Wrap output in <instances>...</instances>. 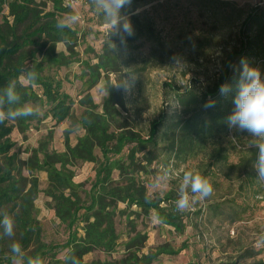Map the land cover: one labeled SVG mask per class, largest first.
<instances>
[{
  "label": "trees",
  "instance_id": "1",
  "mask_svg": "<svg viewBox=\"0 0 264 264\" xmlns=\"http://www.w3.org/2000/svg\"><path fill=\"white\" fill-rule=\"evenodd\" d=\"M86 2L100 25H105L91 0ZM66 4V0H0V90L9 81H17L22 103L49 107L45 115L51 117L54 126L69 121L63 132L64 151L50 148L48 140L41 141L28 159H23L16 150L12 134L17 130L25 135L39 115L0 124V211H7L15 221L12 238L4 236L0 229V264H27L28 257L38 254L45 264H73L76 256L80 264H161L163 255H176L185 247L175 250L169 243H163L145 251L150 239L148 232L139 231L134 224L131 234L122 240L117 218L121 211L127 214L128 209L143 216L158 214L161 225L184 233V214L176 210L173 192L152 195L144 177L151 173L154 162L165 160L170 167L175 158L187 161L215 139L217 146L210 152L211 165L224 173L230 163V152L221 141L229 135L225 118L234 107L241 61L255 67L254 61L264 60V15L251 13L247 17L240 45L227 54L225 69L214 83L201 86L193 80L182 87L177 81L163 82L160 88L163 103L177 107L173 111H169L170 107L163 109L144 134L129 118L126 96V72L143 73L148 67L146 62L130 70L124 59L125 51L134 47L141 31L134 13L135 0L122 9L134 34L126 36L123 42L118 36L110 35L108 39L107 35L100 50L90 48L93 59L83 61L87 79L79 100L83 107L80 115L74 111L76 100L64 89V81L51 74L53 69L81 59L80 31L75 27L63 31L56 28V20L69 11ZM60 44L63 49L58 48ZM26 66L35 67L39 73L33 85L20 79ZM100 83L105 92L102 104L91 93ZM221 84L229 85L226 94L219 91ZM210 98L214 107L205 108ZM76 124L84 134L73 144L71 135L79 128L70 129ZM48 138L53 139L52 132ZM255 158L253 150L243 172L253 169ZM83 163L95 165L90 189L85 182L75 179L76 167ZM231 167L235 169L238 165ZM41 171L48 177L44 189L37 175ZM41 193L48 197V207L68 230L64 242L44 240L36 205ZM146 194L151 202H146ZM121 204L126 205L125 210L120 209ZM127 219L130 221L129 215ZM13 241L22 245L24 258L13 257L10 251ZM95 251L107 255L122 251V254L120 258L87 261L86 256ZM261 253L245 249L237 257L216 264H264V258L256 260ZM250 258L255 260L248 263Z\"/></svg>",
  "mask_w": 264,
  "mask_h": 264
},
{
  "label": "rangeland",
  "instance_id": "2",
  "mask_svg": "<svg viewBox=\"0 0 264 264\" xmlns=\"http://www.w3.org/2000/svg\"><path fill=\"white\" fill-rule=\"evenodd\" d=\"M135 5L140 10L134 13L141 31L133 43L134 47L125 51L124 59L130 70L146 62L148 67L143 73L126 72V96L133 126L147 134L151 120L170 107L163 103L160 94L162 83L177 81L182 87L193 80H197L201 86L214 83L225 69L227 54L239 47L247 17L251 13L264 15V0H135ZM80 11L82 22L74 26L82 34L78 47L80 62L51 71L53 76L64 81V89L76 100L74 111L77 115L83 111L79 100L86 89L83 84L87 79L83 72V61L93 59L92 49L100 50L108 35L107 26L100 25L88 5L80 8ZM58 48L63 49L64 45L60 44ZM254 63L264 76V60ZM102 85L100 83L91 89L99 104H102L105 96ZM34 105L39 108V119L32 122V128L25 135L17 130L12 134L17 142L16 150L23 159H28L31 151L46 140L50 148L64 151L63 132L69 126V121L54 126L51 117L45 115L49 107ZM176 107H170L169 111ZM51 132L52 140L48 138ZM82 134V128L74 132L71 135L72 143L75 144ZM248 140L246 132L229 129L227 138L221 140L227 152H230V166L224 173L211 165L210 152L217 146V139L187 161L175 158L174 165L170 167L166 166L165 160L154 162L150 167L151 173L144 177L152 195L164 196L171 191L176 200L182 174L190 168L200 171L210 180L213 192L208 198L196 202L188 211L182 212L186 223L184 233L153 220L154 214L143 216L133 214L131 209L127 210V214L121 211L117 228L122 240L127 239L135 224L139 231L150 235L145 251L163 243H169L175 250L185 247L176 255H163L161 264H216L237 257L245 249L261 250L256 260L264 258V183L256 180L254 169H248L247 172L242 170L255 150L248 147ZM237 165L235 169L231 167ZM169 170H172L171 177L167 175ZM25 174L29 175L28 171ZM37 175L41 189L46 188L47 173L41 171ZM94 177L93 163L76 167L75 179L85 182L87 189H90ZM156 180L164 182L163 190L153 194V182ZM47 201L48 197L44 193L36 199L44 240L64 242L68 238V230L54 216ZM125 208V204L120 205V209ZM80 233H83L82 229ZM121 254L122 251L113 255L95 251L88 254L86 260L120 258ZM254 260L250 258L247 262Z\"/></svg>",
  "mask_w": 264,
  "mask_h": 264
},
{
  "label": "clouds",
  "instance_id": "3",
  "mask_svg": "<svg viewBox=\"0 0 264 264\" xmlns=\"http://www.w3.org/2000/svg\"><path fill=\"white\" fill-rule=\"evenodd\" d=\"M133 0H91V4L96 12L103 17V22L108 29V39L110 35L118 36L121 41L126 36H132L134 30L129 17L122 13V9L129 7ZM66 6L69 11L56 20V28L60 31L72 29L82 22L78 0H67ZM140 10L138 9L137 12ZM111 47L114 45L109 40ZM241 70L237 82V91L233 99V109L225 118V123L229 129H236L248 134V147L256 150V158L253 162V169L256 173V180L264 183V76L258 67L250 66L246 60L241 61ZM39 73L35 67L22 69L20 79L29 85L37 82ZM230 90L229 85L221 84L219 91L226 94ZM103 91V90H102ZM215 102L210 98L205 108L214 107ZM40 114L38 106L31 103H22L21 95L17 89V81H9L0 90V124L6 121L17 120ZM79 125H73L71 131H75ZM172 176V170L167 173ZM168 182V181H165ZM163 183L160 180L153 182V194L163 190ZM213 186L210 180L196 169H186L177 189V199L175 207L178 212L188 211L193 205L211 196ZM146 202H151L146 194ZM153 220L162 222L157 214ZM0 229L6 237L14 236L15 221L7 211H0ZM13 257L24 258V251L19 242L13 241L10 245ZM27 264H45L41 255L27 258ZM73 264H80L76 256Z\"/></svg>",
  "mask_w": 264,
  "mask_h": 264
},
{
  "label": "built area",
  "instance_id": "4",
  "mask_svg": "<svg viewBox=\"0 0 264 264\" xmlns=\"http://www.w3.org/2000/svg\"><path fill=\"white\" fill-rule=\"evenodd\" d=\"M67 2V0H66ZM78 3H79V7L82 8L83 6L87 5V2L86 0H78Z\"/></svg>",
  "mask_w": 264,
  "mask_h": 264
}]
</instances>
